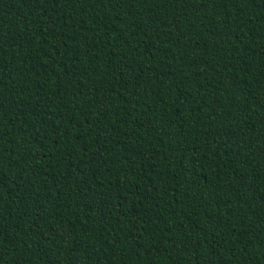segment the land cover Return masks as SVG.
I'll use <instances>...</instances> for the list:
<instances>
[{"label": "trees", "instance_id": "trees-1", "mask_svg": "<svg viewBox=\"0 0 264 264\" xmlns=\"http://www.w3.org/2000/svg\"><path fill=\"white\" fill-rule=\"evenodd\" d=\"M0 264H264V0H0Z\"/></svg>", "mask_w": 264, "mask_h": 264}]
</instances>
